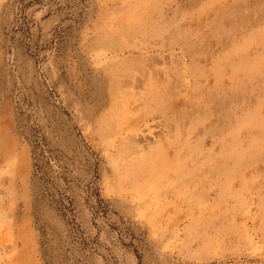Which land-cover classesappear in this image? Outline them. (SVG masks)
<instances>
[{
    "label": "rangeland",
    "instance_id": "rangeland-1",
    "mask_svg": "<svg viewBox=\"0 0 264 264\" xmlns=\"http://www.w3.org/2000/svg\"><path fill=\"white\" fill-rule=\"evenodd\" d=\"M0 264H264V0H0Z\"/></svg>",
    "mask_w": 264,
    "mask_h": 264
},
{
    "label": "bare ground",
    "instance_id": "bare-ground-1",
    "mask_svg": "<svg viewBox=\"0 0 264 264\" xmlns=\"http://www.w3.org/2000/svg\"><path fill=\"white\" fill-rule=\"evenodd\" d=\"M213 25V24H212ZM199 66V65H198Z\"/></svg>",
    "mask_w": 264,
    "mask_h": 264
}]
</instances>
